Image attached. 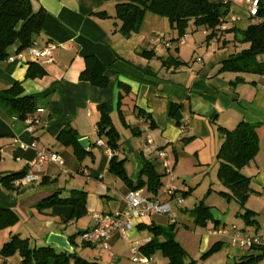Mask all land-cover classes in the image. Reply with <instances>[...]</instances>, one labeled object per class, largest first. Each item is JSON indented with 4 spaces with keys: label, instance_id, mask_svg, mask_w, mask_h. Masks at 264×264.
Segmentation results:
<instances>
[{
    "label": "crops",
    "instance_id": "1",
    "mask_svg": "<svg viewBox=\"0 0 264 264\" xmlns=\"http://www.w3.org/2000/svg\"><path fill=\"white\" fill-rule=\"evenodd\" d=\"M3 1L0 0V4ZM121 1L124 0H30L33 9L41 7L45 13L41 32L36 36L34 45L42 47L48 43L55 44L52 59L45 63L38 62L45 73L37 78H24L30 60L0 61V90L20 80L24 93L36 98L38 107L43 109L39 114V127L33 134L24 130V121L14 120L0 109V175L25 170L34 176L31 182L20 185L17 192L0 186V206L11 208L17 214V223L10 228L17 234L29 232L35 245L46 244L51 232L65 234L69 239L76 232L90 229L93 226L92 213L95 211L114 214L127 209L124 195L128 187L108 171L109 156L102 146L96 144L98 140L104 142L103 138L96 135L98 106L101 104L105 105L120 134L121 144L117 157L126 158L125 169L132 179L138 178L145 160L158 157L159 149L167 153L166 160L176 178L187 176L184 182L203 174L209 166L215 167L214 159L219 146L218 126L232 128L240 120L259 123V140L261 135L264 136V75L248 77L254 83L232 85L229 80L235 74L217 73V66L233 49L220 48L215 42H203L206 48L204 53L195 56L191 62L175 53L179 60L186 62L185 65L165 64L163 59L170 54L168 50L173 48L178 51V46L173 44L167 48L161 43L152 42L156 35H143L133 45L128 44L134 33L125 37L115 30L112 17L100 18L92 14L104 9L113 15L115 3ZM223 2L228 8L226 18L229 13L231 15L227 19L232 16L240 18L235 25L245 28L249 22L243 6L239 4H242L241 0H236L238 5L235 6L230 0ZM155 17L147 13L142 25L147 20L153 24L160 21ZM160 37L165 39L164 34ZM145 45L150 47L146 49L143 47ZM16 47L9 49L10 54ZM144 49L153 50L154 55L143 54ZM88 55L96 56L105 65L109 81L106 87L94 86L79 79ZM142 67L153 73H144L140 69ZM119 81L128 85L127 92L118 86ZM171 104L181 105L180 124L169 115ZM139 109L147 112L152 119L153 126H147L148 130L145 129L144 118L138 113ZM65 126L75 129L79 138H89L86 151H91L92 156L78 161L71 148L56 139L59 130ZM181 126L186 129L185 137H191L186 142L182 141L180 135ZM147 136L151 142H147ZM31 140L35 141V147L29 146ZM41 147L57 152L63 164L46 161L38 166L32 165L36 151ZM259 165L262 164L255 160L253 169L248 168L251 175H246L261 188L260 193L255 192L253 197L260 199L257 213L264 218V173L260 171ZM256 168L258 171L254 174ZM163 180L165 182L166 178ZM183 185L180 187L184 188ZM174 187L175 193L179 195L177 180L174 181ZM72 189L86 192V212L81 218L70 217L69 205H44L48 196L57 193L65 197ZM138 191L143 194L142 190ZM181 193L185 194L184 191ZM170 202H174V208L178 207L173 199ZM193 206L181 209L190 211ZM158 214L150 216L155 218ZM161 215L170 219L165 214ZM32 217L42 221L45 229L17 228L19 220L25 221ZM78 222L82 226L73 231L70 225ZM150 222L157 224L154 219ZM139 223H146L145 218L134 220L133 227L127 233V240L122 239L117 231H112L108 249L83 245L79 235L74 238L76 243L69 242L80 256L78 245L94 249L93 259H87L93 264H121L127 252L124 248L127 247L131 254L129 244L133 243L138 248L151 237L147 229L138 227ZM222 225L226 224H218ZM204 234L206 238L201 239L199 247L204 252L213 246L210 247L211 242H223L214 239L219 237L215 234L207 231ZM256 235L264 244V228L258 229ZM120 239L125 244L124 248L120 246ZM222 239L227 241L221 244L227 246L225 262L239 256L258 255L263 251L261 247L238 248L231 245L227 238ZM54 248L59 249L56 246ZM102 250L106 253L102 254ZM12 259L8 258L7 264H11ZM105 259L110 262L106 263ZM48 264L55 263L49 259ZM250 264H264V257Z\"/></svg>",
    "mask_w": 264,
    "mask_h": 264
},
{
    "label": "trees",
    "instance_id": "2",
    "mask_svg": "<svg viewBox=\"0 0 264 264\" xmlns=\"http://www.w3.org/2000/svg\"><path fill=\"white\" fill-rule=\"evenodd\" d=\"M258 2L259 14H264V0H258ZM227 9L226 3L211 0H124L115 3L113 15L108 14L104 9L94 11L92 14L100 18L112 17L115 30L125 37L139 31L147 13L168 20L177 33V37L170 41H175L187 33L186 30L192 23L194 30L200 29L204 32V43L215 42L220 48L233 49L229 51L228 57L218 64L217 73L235 74L234 78L229 80L232 85L242 82L254 83L255 81L248 80V77L264 75V23L258 25L248 23L245 28H239L236 25L222 28V24L226 21ZM44 15V10L41 7L33 9L30 0H5L0 4V61L6 60L12 46H17L16 49H23L34 45L36 36L41 32ZM142 53L154 55L153 50L144 49ZM163 62L174 66L186 63L179 60L176 54L168 55L163 59ZM140 69L147 74L153 73L152 70L145 67ZM105 71V65L96 56L88 55L85 57V68L80 73L79 79L94 86L106 87L109 81ZM44 73L40 63L28 61L24 78H37ZM118 86L124 91H128L127 84L119 81ZM37 108L36 98L24 93L20 80L0 90V109L14 120L23 122L32 117ZM98 110L96 135L103 138L106 146L113 151L109 158L108 171L123 181L128 190H142L143 195L151 199L160 197L165 184L163 180L165 176L158 157L145 160L138 178L132 179L125 169L126 158L119 159L117 157L121 144L120 134L113 125L105 105H99ZM138 113L144 118L149 128L153 126L152 119L147 112L139 109ZM169 115L176 120V123L180 124L181 105L171 104ZM48 118L50 119V116ZM258 125L259 123L240 120L232 128L218 126L219 146L215 154L216 176L223 186V189L217 190V192L226 201H234L238 204L240 209L237 214L242 218L245 226L240 230L246 232L247 228H251L255 235L258 231L259 219L255 211L246 207V201L256 191L250 186V177L243 173V169L252 163L257 154L259 147ZM181 137L184 142L191 139L185 135ZM56 139L62 145L70 147L78 161L86 156H92L91 151H86L79 145L78 134L70 126L62 127L57 133ZM25 173V170H20L0 175V186L5 190L17 192L19 186L14 184V180L22 177ZM210 191L213 189L209 188L204 199L195 203L190 210V213L195 216V221L202 227L205 226V231L226 226L217 225L218 221L213 218L210 205L205 204L206 196ZM184 192L186 194L189 191L185 190ZM44 203L46 206L69 205L71 207L70 217L78 219L86 212V192L72 189L70 194L65 197L55 193L48 196ZM17 220V214L11 208L0 206V229L14 225ZM209 220L213 221L211 226H207ZM138 227L145 228L151 233L150 239L138 246L141 255L152 258L157 251H160L166 259L164 264H196V261L189 257L186 250L174 238L173 224L169 227H162L149 222L139 223ZM80 233L82 232H76L69 236V241L72 244L76 243L74 238ZM222 243L213 244L202 256L213 252ZM260 247L255 245L250 249ZM15 254L19 257V264H48L49 259H52L55 264H93L78 255L75 250L68 253L62 249H55L52 244L47 243L31 246L28 237L20 238L17 233L11 234L10 239L0 246V258L2 259L0 264H7V259ZM263 257L264 249L258 255L239 256L221 264H250Z\"/></svg>",
    "mask_w": 264,
    "mask_h": 264
},
{
    "label": "rangeland",
    "instance_id": "3",
    "mask_svg": "<svg viewBox=\"0 0 264 264\" xmlns=\"http://www.w3.org/2000/svg\"><path fill=\"white\" fill-rule=\"evenodd\" d=\"M211 1L223 2L224 0H211ZM230 1L233 6L238 5L235 0H234L235 2L233 0H230ZM239 4L240 6L242 5L241 3ZM229 15L231 14L229 13L227 18L229 17ZM155 18H157V20H160V21L153 24L152 22H149L147 20L144 23V25H142L140 30L132 35L133 37L129 39L128 44L133 45L134 42L139 40L140 37H142L143 35L145 36L148 35L149 37L150 36L152 37L154 35L161 36V34L162 35L164 34L166 40H170L172 38L177 37L176 30L173 29L172 27H171L172 29L170 28L169 26L170 23L168 22L166 18H160L157 16ZM186 32L188 33L187 38L182 44L178 46L179 50L177 51L172 48V49H169L168 52L170 53L169 55H174L175 53H178L179 56L191 62L195 56L202 55L206 49L205 46L203 45L204 34L202 33L200 29L194 30V25L192 23L189 24ZM172 43L174 44L175 42L172 41ZM156 45L157 44H155V46ZM150 46L145 45L143 47L147 49ZM258 145H259L258 151L254 157V160L248 167L243 169V173H245V175L246 174L251 175V172L248 171V168H252L253 162L255 160H257L258 162H260V164H262V165H259V167H260V171L264 173V136L263 135L260 136ZM214 162H215L214 163L215 167L209 166L205 168L204 169V172L206 171L205 174L203 172V174L197 175L196 178L192 180H187L184 182V179H187L186 178L187 176H178V178L174 176L175 177L174 181L177 180V186H179L178 187L179 191L177 192L179 193L180 196H182V201L180 203L175 202V204H177L178 207L174 208L173 206L174 202H169L173 212L175 213L174 221H172L171 219H168L166 216L161 215V214L155 215V218H151L152 216L144 217L146 223H149L152 219H154L157 225H160L162 227H169V225L173 224L174 238L186 250L189 257L196 261V264H208V263L218 264V263H223L227 261L226 260L227 258H225L224 256L227 250V246L221 245V247L214 250L213 252L207 254L206 256H202L205 252L200 250L199 247H200L201 239L206 238V236H204L205 226L202 227L198 222H196L195 216L192 215L189 210L182 211L181 208H184L185 206L192 207L194 202L197 203L200 200L204 199L208 189L211 188L213 189V191H210V193L206 196L205 204L210 205L211 207L210 211L212 212L213 218L218 221V224L219 225L223 223L226 225L235 224L238 228H245L242 218L237 214V212L240 209L238 204L234 201H226V199L217 192V190L223 189V186L217 179L216 160ZM257 171L258 169L256 168V170L254 171V174H257ZM63 178L64 177H62L61 179ZM181 185H183L184 188L180 187ZM250 186L256 192L260 193L261 188L257 184H255L253 181H250ZM185 190L189 192L183 195L181 192ZM184 200L185 202L182 203ZM260 202L261 201L259 198L253 197V195H251L246 201V207L257 213L258 208L260 207ZM257 216L259 219L258 229L263 230L264 218L260 217L258 213H257ZM80 222H78L76 225L75 223L70 225L73 231L80 229V227L82 226L81 225L82 223L80 224ZM212 222H213L212 220H209L207 223V226H211ZM18 227L20 228L23 227L27 230L29 227L34 228L36 230L45 229L44 223L40 220L34 219L33 217L25 221L19 220L17 224V228ZM245 231L247 233L255 234L251 228H247ZM22 232L23 233L18 234L19 237L20 238L28 237L31 246H34L35 245L34 238L30 235V233L29 232L25 233L24 231ZM11 233L14 234L17 232L16 231L14 232V229L10 227L0 229V246L4 242L10 239ZM214 239L227 242L226 240L219 238V237H214ZM119 243L122 248L125 247V244H123V240L120 239ZM213 244L214 242H211L210 247ZM78 247H79L78 250L81 252L80 254L82 255L81 257H84L85 259H88V258L93 259L92 250L95 252L94 249H90L88 247H83L80 245H78ZM124 250H127V252L123 257L121 264H134L132 260V256L129 253L128 248L126 247L124 248ZM101 253L105 254L106 251L102 250ZM138 255H141L139 251H138ZM9 258H14L12 259L11 264H19V257L17 254ZM153 258L154 259H152L149 264H164L166 262V259L162 256L160 251H157L154 254ZM0 260H1L0 261L1 263L2 259L0 258ZM105 260H106V263L110 262V260L108 259H105Z\"/></svg>",
    "mask_w": 264,
    "mask_h": 264
},
{
    "label": "built area",
    "instance_id": "4",
    "mask_svg": "<svg viewBox=\"0 0 264 264\" xmlns=\"http://www.w3.org/2000/svg\"><path fill=\"white\" fill-rule=\"evenodd\" d=\"M241 2L246 13V19L249 23L256 25L264 23V14H259L258 11V0H241ZM239 19L240 18L234 16L226 19V21L222 24V28H226L229 25H235ZM187 35L188 34L185 33L174 41L176 47L185 41ZM152 42L161 43L167 48H171L173 46L172 41L165 40L160 36H154ZM55 47V44L48 43L42 47L32 45L23 49H16L6 58V60L8 62H13L15 60H30L40 63L49 62L52 59V51L55 49ZM42 110L43 109L41 107H38L32 117L24 120V130L29 134H33L36 128L39 126V114L42 112ZM143 122L145 123V129L148 130V125L144 120ZM185 131V127L181 126L180 135L184 136ZM147 142H151L149 136H147ZM96 144L102 146L110 158V156L113 154V151L101 140H98ZM29 146L35 147V141L31 140ZM157 155L160 159L161 168L166 178L162 195L158 198L151 199L141 194L138 190H128L124 195V199L127 203V209L125 211L116 212L114 214H105L99 211L92 213L93 226L79 234V240L82 243L108 249L110 233L112 231H117L122 239L127 240V233L133 227L134 220L138 218L159 213L167 215L171 220L175 219V213L173 212L169 202L171 199H173L175 202L180 203L182 201V197L175 193V177L172 168L166 160L167 153L164 150L159 149L157 151ZM46 161L54 162L58 165L63 164V159L57 152L41 147L36 151V156L32 161V165L38 166ZM33 179L34 176L31 173L26 172L22 177L14 180V184L18 186L24 185L31 182ZM207 233L215 234L221 238H227L231 245L238 248L250 249L257 245L264 249V244L261 243L257 235L241 231L235 225L218 227L208 230ZM129 249L132 260L136 264H149L151 261V258L147 256L138 255V248L135 246V244H129Z\"/></svg>",
    "mask_w": 264,
    "mask_h": 264
},
{
    "label": "water",
    "instance_id": "5",
    "mask_svg": "<svg viewBox=\"0 0 264 264\" xmlns=\"http://www.w3.org/2000/svg\"><path fill=\"white\" fill-rule=\"evenodd\" d=\"M78 143L84 150H87V148L89 146V138L88 137H81L78 139ZM46 243L52 244V245L56 246L57 248L62 249L63 251H66L68 253L73 252V248L69 242L68 236L65 234L51 232V233H49V235L46 239Z\"/></svg>",
    "mask_w": 264,
    "mask_h": 264
}]
</instances>
